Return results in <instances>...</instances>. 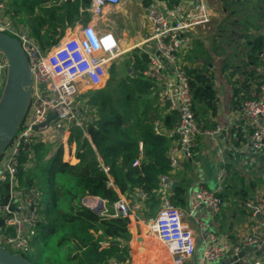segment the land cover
Wrapping results in <instances>:
<instances>
[{"label": "built area", "instance_id": "1", "mask_svg": "<svg viewBox=\"0 0 264 264\" xmlns=\"http://www.w3.org/2000/svg\"><path fill=\"white\" fill-rule=\"evenodd\" d=\"M121 3L122 0H90L86 9H78L77 21L65 29L57 44L44 52L27 30L16 26L8 4L5 0H0V31L20 41L29 62L32 81L28 111L0 157V185L7 188L5 202V195L0 193V245L9 247L11 252L26 256L31 251L37 232L42 194L37 184L19 186L18 165L34 172L59 148H62L63 161L71 164L78 161L75 156L76 145L69 140L71 128L77 126L85 137L88 138L89 135L75 98L81 88L89 90L103 86L110 66L120 55L143 43L151 44V50L147 51L146 66L140 73L153 82L159 104L165 107L166 112H175L177 116L172 127L156 128L157 132L172 139L166 153L172 170L178 166L180 157L189 160L193 158L198 134L215 140L222 129L228 134L231 128L198 126L192 109L188 74L180 57L187 43L184 33L191 28L208 24L211 19L212 10L206 0H178L173 4L164 0H149L143 6V13L150 31L140 42L127 48L122 47L112 31L98 27L95 22L105 8L116 7ZM85 11L95 21L78 25ZM258 57L260 69L264 71V40ZM5 69V61L0 53V92ZM240 110L247 127L244 143L264 151V79L258 84L254 95L242 100ZM23 152L27 154V159L19 162ZM142 153L143 143L139 142L138 154L132 166L140 164ZM225 165L226 162L223 161L216 172L215 189L198 186L192 192L193 202L186 207L175 205L170 200L171 179L167 174L159 176L157 191L160 193V202L152 215L142 212L143 203L148 196L140 187L127 194H119L110 207L102 200V207L98 208L99 197L86 196L82 202L104 216L128 218V231L135 223L138 224L143 231L148 264H190L196 248L192 228L184 225V218L190 217L198 234L203 236L200 264H221V260L227 256L238 255L244 246L257 244L264 249V235L259 227V222L264 220V170L256 187L259 195L254 200L247 199L242 203L249 215L250 224L248 231L236 242L209 229L206 221L196 215L201 208L207 210L210 216L221 212L223 200L219 193L225 188V181L229 176ZM101 167L107 174L108 167ZM108 178V184L113 185L111 178ZM85 198H89L87 204L84 202ZM109 209L112 210L111 214ZM127 244L128 255L124 263L113 258L109 264H134L131 234ZM228 264H264V254L263 251L256 255L246 253Z\"/></svg>", "mask_w": 264, "mask_h": 264}, {"label": "trees", "instance_id": "2", "mask_svg": "<svg viewBox=\"0 0 264 264\" xmlns=\"http://www.w3.org/2000/svg\"><path fill=\"white\" fill-rule=\"evenodd\" d=\"M164 1L173 4L178 0ZM140 2L144 6L149 0ZM89 4L90 0H11L8 9L15 18L16 26L27 30L40 49L46 52L57 44L65 29L77 21L78 9H86ZM83 14L88 16L86 11ZM249 26L252 27L244 24V30L247 31ZM259 26L256 24L253 27ZM244 37L247 38L245 58L254 65L259 64L258 52L263 45L264 33L256 35L247 31ZM128 58L130 66L127 70L130 69V73L118 82L116 97L99 88L87 90L82 105L76 100L89 135L85 137L77 126L71 128L69 140L76 145V163L63 161L62 148H59L34 172L18 165L19 186L37 184L42 192L33 242L40 245L38 264H109L113 258L124 263L130 239L128 218L97 213L82 202L86 196L99 197L110 207L119 194H127L140 187L148 196L143 203L142 212L145 215L154 214L159 205V176L170 175L172 171L166 158L172 139L157 132L156 128L172 127L177 116L175 112H164L165 107L159 104L154 93L153 82L140 73L146 66L147 52L136 48ZM184 68L188 74L196 123L203 121V127H216L215 122L211 123L205 117L216 100L212 75L204 68L186 65ZM255 74V70L247 71L246 78ZM261 76L256 74L254 77L259 79L257 84L262 81ZM240 99L243 100V97ZM229 134H233L238 142L245 141L241 128L231 126ZM139 142L143 143L140 164L132 166ZM26 159L27 154L21 153L19 162ZM102 165L108 167L107 174ZM230 166L228 163L225 165L228 170ZM258 174L255 177L260 179ZM108 177L113 185L108 184ZM234 178H238L241 184V188L235 189L234 193L240 194L245 201L243 184L247 179L239 172L234 174ZM232 181L234 179H227L225 188L219 193L223 201L230 189L235 188ZM248 184L256 189L255 182ZM170 191L172 203L183 207L186 186H174ZM0 193L5 195V202V185H0ZM108 211L112 213L111 209Z\"/></svg>", "mask_w": 264, "mask_h": 264}, {"label": "crops", "instance_id": "3", "mask_svg": "<svg viewBox=\"0 0 264 264\" xmlns=\"http://www.w3.org/2000/svg\"><path fill=\"white\" fill-rule=\"evenodd\" d=\"M221 1L222 0H206L207 5L212 9V19H210L209 23L207 24L209 33L214 30L215 26L218 24L220 26H223L224 24L229 25L231 19L233 18L234 10L232 9L235 7L237 0H227L225 3L226 7L221 4ZM137 4H139L141 10L137 9ZM137 4L130 2V7H128L127 10L125 9L123 13V17L126 21L131 19L132 25L136 24L135 34L132 37L134 40L131 42L126 41L128 34L125 27H119L118 29L114 30V32L112 31L124 48L140 42L143 39V36L147 35L150 31L149 24L143 13V5L141 4L140 0L137 1ZM226 16H228V18L224 19ZM258 16L263 21H258L262 23V27L260 28L261 30L259 29L258 31H260V33H264V14L261 13L260 15L258 14ZM90 21L94 22L95 20L90 16L89 13L88 16L83 14L80 21L78 22V25H82ZM235 21L236 20L233 18V24L236 23ZM115 22L116 20L114 23ZM200 31L203 32V28H199L197 26L184 33L185 38L187 39L186 47L190 48L186 55L184 52L186 47L182 49L180 57L184 65L193 66L198 69L204 68L212 75V87L215 91L216 100L212 109L206 113L205 117L209 122H215L216 126L219 127L233 126L235 128H241L242 132L244 131V135H247V127L245 126L244 119L241 117L240 105L242 99L240 98L243 97L244 99L248 96L254 95L257 92L258 84L256 82H258L259 79H254V77L256 74H259L262 75L261 77L264 79V71H261L260 63L254 65L251 61L245 58L246 51H244L243 54L239 56V58L234 59L224 55H212L207 51L208 47H203L201 45V38H206L209 33L204 34L200 33ZM249 31L253 32L252 30ZM188 39L190 40L189 43ZM150 46L151 44L149 45L148 43H143L138 47V49H142L147 52L148 49H150ZM252 70H255L256 74L253 77L246 78L247 71L250 72ZM242 71H246V73L244 74ZM164 112H166V110ZM197 124L201 128H208L207 126H202L203 121L200 122V124ZM230 140L231 139H228L229 142ZM216 145L217 139L214 140L208 136L198 134L196 137L193 158L189 160L180 157L178 166L171 171V174L169 175L171 181L177 182V184L174 186H186V195L183 207H186L188 204L191 205L193 202L192 192L198 186L205 187L216 185L215 175L224 161L220 153H217ZM48 160L49 159H46L45 161L47 162ZM238 172L241 173V175H244L247 179L243 186H249L248 182H256V179H254L256 176L255 174L243 172L240 169ZM261 173L257 175L260 177V179ZM213 174L214 179L211 180ZM227 179H229V176ZM257 185L259 184L257 183L255 186L258 187ZM226 186L228 185L226 184ZM242 190L244 191L245 189ZM173 193L174 192H172V194ZM257 196L255 198H249L246 196L245 198L246 200H254L257 198ZM242 203L243 201L240 203L241 206H243ZM196 215L206 221L209 229L220 232L223 236H226L229 240L235 242L248 231L250 224L249 219H246V225L245 222H240L237 219V210H234V208L231 211V214H229V217L226 215L224 208L221 210V213L216 216L208 215L207 210L203 208L198 209ZM184 225L186 227H191L196 237L195 253L193 258L190 259V264H200L203 247V236L198 234L193 221L187 216L184 218ZM259 227L261 234L264 235V220L259 222ZM129 231L131 234V242L134 252V264H148V258L143 244L144 235L142 233V228L135 223ZM246 253L248 255H256L255 251Z\"/></svg>", "mask_w": 264, "mask_h": 264}, {"label": "rangeland", "instance_id": "4", "mask_svg": "<svg viewBox=\"0 0 264 264\" xmlns=\"http://www.w3.org/2000/svg\"><path fill=\"white\" fill-rule=\"evenodd\" d=\"M5 1L7 4H9L11 0H5ZM137 1L138 0H122V3L116 7L105 8L103 14L98 18V20L95 21L96 25L102 29H107L113 32L119 27H125L128 34V38L126 39V41L128 42L133 41L134 38L132 37L135 34L136 24L132 25L131 19L126 21L123 17V13L125 9L127 10V8L130 7L129 6L130 2L137 4ZM226 1L227 0L221 1V4L225 7H226L225 4ZM136 7L137 9L141 10L139 4H137ZM232 10H234L233 18L236 20L235 21L236 23L234 22L235 24H233L232 22L233 18H232L230 24L228 23L229 25L224 24L223 26H220L218 24L215 26L214 30H212L210 33H209V29H207L208 28L206 25L207 23L205 25L198 26L199 28H203V32L200 31V33H204V34L209 33L206 38L205 37L201 38L202 39L201 45H203V47H208L207 51L210 52L212 55H224L231 57L233 59L239 58V56H241L243 52L246 51L247 48L245 46V41L247 39L244 37L245 33L247 31L250 32L249 30H252L253 34L255 33L256 35L260 33V31L258 30L262 27V23L258 21H262V20L259 18L258 14L260 15L261 13L264 12V0H237L236 5ZM257 12H261V13H257ZM226 18H228V16L224 17V19ZM14 19L15 18H13V21L15 22ZM115 20L116 22L114 23ZM244 24L252 25V27L249 26L248 30L245 31L243 27ZM256 24L260 25L259 28L253 27L256 26ZM189 42L190 40L188 39V43ZM189 48L190 47L185 48L184 50L185 55L188 53ZM131 53L132 50L120 55L116 59V61L110 66L108 78L104 82V85L99 88H102L105 92L110 93L114 97L117 96L118 82L126 78L127 74L130 73V69L127 70V68H129L130 66V61L128 57ZM93 89L96 90L98 88H93ZM87 90L88 89L81 88L80 93L76 96L77 99L75 98L76 100H79V103L81 105L82 102L86 99L84 94ZM238 170H239L238 166L229 167V181L230 179H234V181L232 182L235 188L230 189V192L226 195L222 203V209L223 208L225 209V213L229 217V214H231V211L234 208V210H237L238 213L237 219L240 222H245L246 225L247 224L246 219H249V215L246 212L245 208L243 207L244 208L243 209L242 206L240 205L241 201L243 200L241 195L234 193L235 189L241 188V184L239 183L238 178L237 179L234 178V174H236ZM213 179H214V174L211 180ZM254 179H256V182L261 181L256 177ZM205 187L213 190L215 189L216 186H205ZM245 189H246L245 194L249 198H255L257 194L259 195L257 190L251 189L250 186H246ZM157 207L155 211L157 210ZM188 218L191 219L190 217ZM25 255L27 258H29V260L33 264H38L41 256L40 245L32 243L31 251L26 253Z\"/></svg>", "mask_w": 264, "mask_h": 264}, {"label": "water", "instance_id": "5", "mask_svg": "<svg viewBox=\"0 0 264 264\" xmlns=\"http://www.w3.org/2000/svg\"><path fill=\"white\" fill-rule=\"evenodd\" d=\"M153 51V50H152ZM0 53L5 61V78L0 92V157L10 144L12 138L21 126V123L28 111L32 81L31 71L27 56L22 49L18 38L6 32L0 31ZM157 54V52H155ZM224 128V127H223ZM247 135H244L246 142ZM217 153H220L223 160L231 166H238L243 172L253 174L260 173L264 169V151L252 148L249 144L236 141L233 134H228L222 129L216 136ZM228 139H231L230 142ZM177 184L171 181V187ZM87 204L89 198H85ZM102 207V199L100 205ZM255 251L260 254L264 249L257 244L244 246L236 256H227L221 264H228L231 261L242 257L246 252ZM229 254V252H228ZM0 264H33L29 258L11 252L8 248L0 245Z\"/></svg>", "mask_w": 264, "mask_h": 264}, {"label": "bare ground", "instance_id": "6", "mask_svg": "<svg viewBox=\"0 0 264 264\" xmlns=\"http://www.w3.org/2000/svg\"><path fill=\"white\" fill-rule=\"evenodd\" d=\"M203 46V45H202ZM211 59V58H210ZM206 66V65H205ZM201 71H204V70H201ZM199 72H200V70H199ZM240 139V138H239Z\"/></svg>", "mask_w": 264, "mask_h": 264}]
</instances>
